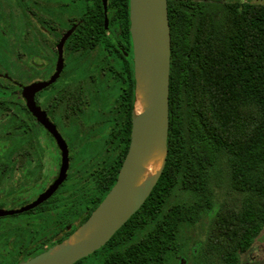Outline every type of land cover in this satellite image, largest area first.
I'll return each mask as SVG.
<instances>
[{
  "label": "flooded vegetation",
  "instance_id": "flooded-vegetation-1",
  "mask_svg": "<svg viewBox=\"0 0 264 264\" xmlns=\"http://www.w3.org/2000/svg\"><path fill=\"white\" fill-rule=\"evenodd\" d=\"M100 7L102 0H0V210L34 201L66 161L62 181L46 199L0 214V264L25 261L67 236L116 180L129 145L128 121L130 139L133 47L129 27L122 36L104 22L101 38L77 39L83 13ZM60 57L62 68L50 81ZM34 82L44 83L33 95L41 120L22 95ZM244 262L256 264L247 256Z\"/></svg>",
  "mask_w": 264,
  "mask_h": 264
},
{
  "label": "trees",
  "instance_id": "trees-1",
  "mask_svg": "<svg viewBox=\"0 0 264 264\" xmlns=\"http://www.w3.org/2000/svg\"><path fill=\"white\" fill-rule=\"evenodd\" d=\"M204 1L218 2L167 0L171 53L169 126L163 170L140 208L102 247L74 264L81 263L105 247L128 242L136 227L152 221L156 222L154 228L138 241L128 243L123 250L107 252L101 264H163L169 241L173 240L178 220L184 213L159 210L176 184L183 189L204 190L208 185V167L215 164L219 153L224 150L233 156L232 172L236 183L253 196L254 204L240 214L233 248L222 256L221 263L240 264L242 253L251 249L264 229V4H227L218 23L208 17L212 31L217 33L226 27L224 37L230 54L224 58L220 56L219 63L215 56L212 57L213 63L220 66L222 72L205 73L202 78L203 92L209 95V99H216L217 95V101L224 110L237 108L242 97L250 99L258 110L259 120L252 131L235 145L225 138L220 127L208 124L206 113L198 108L195 67L198 62L210 59L211 46L198 39L200 18L195 22L190 6L203 7ZM128 8V0H108V18L120 14L128 28ZM90 15L92 21L100 22V26H94L96 35L104 33L101 7ZM203 47L208 50L205 57ZM195 204L192 209L200 203ZM190 215L191 212L184 218H190Z\"/></svg>",
  "mask_w": 264,
  "mask_h": 264
},
{
  "label": "rangeland",
  "instance_id": "rangeland-1",
  "mask_svg": "<svg viewBox=\"0 0 264 264\" xmlns=\"http://www.w3.org/2000/svg\"><path fill=\"white\" fill-rule=\"evenodd\" d=\"M242 2L264 4V0H218V2L204 1L202 3L203 7L190 6L195 22L200 18L198 22L200 29H196L198 39L204 45L211 46L209 53V56H211L210 59L204 60L203 63L198 62L195 67L197 75V102H199L198 108L203 109L206 113L207 118L205 120H207V123L217 128L220 127L225 138L234 142L235 145H238L240 141L248 137L255 123L259 120L257 106L250 99L242 97L238 101L237 108H233V110L230 108L227 110L222 109V106L217 101V95L216 99H209V95L203 92L202 78L205 76V73L212 75L215 71L218 74L222 72L221 67L213 63L212 57L215 56V60L218 62L220 56L224 58L230 54L228 43L224 37L226 27L217 33L212 31L209 18L214 20L215 23H218L223 17L225 5ZM191 9L189 10L191 11ZM90 14L88 12L83 13V23L78 26L75 34L77 39L81 38L85 40L90 37L99 39L103 36V33L96 35L94 26H100V22L92 21ZM203 16L205 17L202 19ZM88 22H90V28L86 24ZM107 24L110 29L119 31V35H127L128 28H126L125 22L120 14H115L111 19L108 18ZM77 47L78 52L86 49V46L80 42ZM203 52L205 57L208 54V50L203 47ZM137 100L138 93L134 79L133 89L127 100L128 105L126 109L128 117L131 104L133 109ZM129 125L130 121L127 122L126 143L129 140ZM232 159L233 156L228 151L224 150L219 153L215 164L208 167V185L204 190L193 191L191 189H183L178 184L170 190L159 211L178 210L182 212L181 214L184 213L185 216H188L189 212H191V215L190 218H184L183 215L178 220L175 236L173 240L169 241L167 251L164 254L163 264H222V256L232 250L240 214L254 204L253 196L247 190L240 188L235 181L232 172ZM121 160L122 155L118 157L115 168L118 167ZM195 203L200 204L192 209V206L196 205ZM189 207L191 209H188ZM155 223V221H152L149 224L147 223L143 226L136 227L132 237H129L128 242H122L113 247H105L87 257L79 264H101L102 258L107 252L123 250L128 243L138 241L155 227ZM75 224L77 222L73 226ZM79 226L77 225V227L72 229L67 237ZM242 256H247L256 264L264 262V229L254 240L251 249L242 253Z\"/></svg>",
  "mask_w": 264,
  "mask_h": 264
},
{
  "label": "water",
  "instance_id": "water-1",
  "mask_svg": "<svg viewBox=\"0 0 264 264\" xmlns=\"http://www.w3.org/2000/svg\"><path fill=\"white\" fill-rule=\"evenodd\" d=\"M104 23L107 24V0H102ZM129 33L133 47V70L138 99L143 103L139 113L131 111V131L126 154L116 180L87 219L67 238L17 264H74L102 247L135 213L150 194L166 161L169 126V72L171 35L167 0H128ZM72 31L63 36L61 44ZM62 68L59 58L52 81ZM44 83L24 86L22 95L37 120L43 113L33 95ZM160 153L162 163L152 176L141 181L150 156ZM66 161L59 177L34 201L8 213L22 212L46 199L62 181ZM0 210L1 213H6ZM242 264H251L244 262Z\"/></svg>",
  "mask_w": 264,
  "mask_h": 264
},
{
  "label": "bare ground",
  "instance_id": "bare-ground-1",
  "mask_svg": "<svg viewBox=\"0 0 264 264\" xmlns=\"http://www.w3.org/2000/svg\"><path fill=\"white\" fill-rule=\"evenodd\" d=\"M134 109L137 113L143 110V103L141 100H137V103L134 106ZM162 163V155L160 153H155L150 156L149 160L144 166V171L141 177V181L146 180L149 176L154 175L160 168Z\"/></svg>",
  "mask_w": 264,
  "mask_h": 264
}]
</instances>
